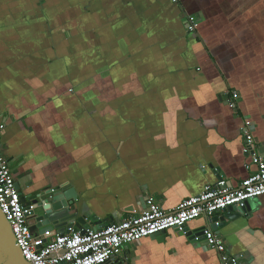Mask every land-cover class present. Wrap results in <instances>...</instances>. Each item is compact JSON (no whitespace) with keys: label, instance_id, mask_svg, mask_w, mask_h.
Returning a JSON list of instances; mask_svg holds the SVG:
<instances>
[{"label":"crops","instance_id":"obj_1","mask_svg":"<svg viewBox=\"0 0 264 264\" xmlns=\"http://www.w3.org/2000/svg\"><path fill=\"white\" fill-rule=\"evenodd\" d=\"M177 1L0 0V147L22 193L73 189L79 214L107 226L148 198L171 211L219 178L237 188L244 116L264 158V0ZM249 203L217 236L264 264V195ZM205 226L186 228L194 238ZM113 264L219 260L167 230Z\"/></svg>","mask_w":264,"mask_h":264},{"label":"built area","instance_id":"obj_2","mask_svg":"<svg viewBox=\"0 0 264 264\" xmlns=\"http://www.w3.org/2000/svg\"><path fill=\"white\" fill-rule=\"evenodd\" d=\"M185 24L188 34L195 35L199 25L197 18L186 15ZM238 100V94L231 92L228 102L236 110ZM252 127L251 120L244 116L242 150L249 159L246 165L249 175L237 188L228 186L223 178H219L171 211L162 210L152 198H148L144 209L134 217L97 230L74 233L69 229L67 234L54 236L47 232L34 236L31 232L26 218L31 206L28 210L22 207L12 171L0 147V210L11 228L17 247L29 264H109L121 256L127 245L167 230L183 232L184 226L198 218H204L206 226L203 234L196 235L194 240H201L205 248L214 250L219 264H243V254H227L223 241L212 230L217 225L212 218L230 206L243 209L246 202L264 195V158L258 151ZM2 130L3 126H0V132Z\"/></svg>","mask_w":264,"mask_h":264},{"label":"water","instance_id":"obj_3","mask_svg":"<svg viewBox=\"0 0 264 264\" xmlns=\"http://www.w3.org/2000/svg\"><path fill=\"white\" fill-rule=\"evenodd\" d=\"M15 188L20 195L22 207L31 210L26 214V218L31 222V232L38 231L40 235L46 232L50 236L67 234L69 229L75 232H85L89 229L97 230L105 227L104 221H99L95 217H90L87 213L80 215L78 211L77 194L73 189L62 190L59 188L47 191H33L27 194L21 192L20 187L15 183ZM250 207L249 201L246 202L243 209H236L232 206L223 210L222 216L218 215L212 218V222L217 223L212 227L216 235H219L218 229L225 225V220H234L244 215ZM89 220V222H87ZM201 228L195 235L203 234ZM176 231H178L176 229ZM166 231L159 232L150 238L160 240ZM183 233L189 239L194 240L186 226ZM46 237V236H45ZM0 264H29L22 256L16 245L11 228L0 210ZM113 264V262L109 263Z\"/></svg>","mask_w":264,"mask_h":264},{"label":"trees","instance_id":"obj_4","mask_svg":"<svg viewBox=\"0 0 264 264\" xmlns=\"http://www.w3.org/2000/svg\"><path fill=\"white\" fill-rule=\"evenodd\" d=\"M187 34H188V32H187ZM189 35V34H188ZM190 36H192V37H199L200 38V36H201V34H200V31H199V26H198V28H197V30H196V34L195 35H190Z\"/></svg>","mask_w":264,"mask_h":264}]
</instances>
